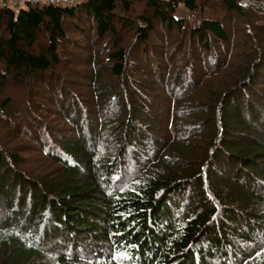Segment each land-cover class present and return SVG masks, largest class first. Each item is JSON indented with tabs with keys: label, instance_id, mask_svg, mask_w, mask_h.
<instances>
[{
	"label": "trees",
	"instance_id": "1",
	"mask_svg": "<svg viewBox=\"0 0 264 264\" xmlns=\"http://www.w3.org/2000/svg\"><path fill=\"white\" fill-rule=\"evenodd\" d=\"M195 2L84 0L67 6L0 8V65L4 66L3 73L0 71V90L8 88L10 76L20 81L24 78V82L34 76L37 85L28 90L31 100L46 108L56 106L53 93L58 87L65 91V84L73 83L72 94L80 84L73 81L75 73L89 76V70L78 69L83 67L79 66L78 58H85L84 54L70 50L89 46L96 36L100 40L113 33L116 22L127 29L122 42L131 45L129 49L122 47L111 53L110 58L116 61L112 73L127 76L133 85V89L123 88L125 79L119 85V94L103 93L99 108L91 110L102 120L99 126L94 125L95 117L90 122L89 138L92 146L98 145L96 150L84 145L83 135H79L83 143L76 144V137L70 138L71 131H66L69 127L61 129L50 122L39 127L32 123L39 134L28 127V138L33 134L31 142L36 149L47 147L43 150L45 155L63 164L57 175H27L19 169L21 157L9 154L4 144L0 146V199L6 204L4 212L0 207L3 214L2 217L0 214V264H264V250L257 246L259 240L264 242V91L253 88L256 85L264 88V47L257 64L255 61L246 64L243 76L236 78L237 84H220L215 100L207 99V94L191 97L194 88L186 89L191 99L205 103L204 112L198 110L186 93L173 94V86L180 84H165L163 94L171 97L175 107L178 104L176 115L188 109L177 120L176 127L170 128L178 131L175 129L185 126L184 122L189 124L201 115L205 119L197 124L198 132L207 127L216 137L212 153L206 152L202 163L197 158L195 165L181 156H173V149L185 148L192 141L181 142L179 138L183 137H178L169 142L157 136L163 134L153 127L161 120L155 107L157 97L152 100L141 91L144 88L153 94L162 90L163 81L172 74L163 71L156 77L132 59L142 54L144 61L157 27L161 33L160 27L169 33L177 29L184 39L180 37L181 44L173 48L181 49L188 43L190 56L183 64L189 75L197 76L194 54H205L216 47L215 55L208 57V66L218 67L227 58L224 48L231 45L232 37L243 33L244 28L238 25L235 32L225 27L224 20L231 11L245 18L248 29L254 28L256 35L264 34V12L253 5L243 7L239 0H223L226 11L219 19H202L196 26L186 25L175 16L178 6L184 4L196 11ZM143 6L146 9L141 12ZM246 9L257 13L255 21L248 20ZM82 19L90 20L95 29L90 26L87 32ZM128 30L135 35L132 37ZM37 43L44 50H36ZM64 43L73 49L65 50ZM60 48L67 53L63 54ZM171 50L170 58L174 55ZM164 52L161 45L157 53L167 62ZM93 64V55H89L86 65ZM127 67L133 69L131 74H125ZM90 78L92 85H99L98 73ZM62 90L59 95L64 97ZM72 98V102L68 99L55 110L62 109L66 115L72 112L75 124L86 107L81 103L78 106ZM126 98L131 103L125 104ZM10 104L11 99L7 98L3 107ZM107 106L111 110L103 118L100 110ZM128 114L141 121L140 126L153 140H158L151 149L149 143L140 140L143 130L133 122L126 123ZM122 126L126 135L118 134ZM109 138L112 147L104 153L99 144ZM183 139L186 141L188 137ZM156 157L157 163L152 164V158ZM119 177L123 178L118 183ZM208 194L212 199H208ZM18 224L30 225L31 230L24 234L13 229Z\"/></svg>",
	"mask_w": 264,
	"mask_h": 264
},
{
	"label": "rangeland",
	"instance_id": "2",
	"mask_svg": "<svg viewBox=\"0 0 264 264\" xmlns=\"http://www.w3.org/2000/svg\"><path fill=\"white\" fill-rule=\"evenodd\" d=\"M11 0H2L0 1V5L3 6L4 2L5 4L7 2H10ZM51 1V0H48ZM245 0H242L240 3L243 7V2ZM254 2V5L252 6L255 9H259L260 11L264 12V0H250ZM83 2V1H82ZM80 2V3H82ZM57 4V3H56ZM79 4V3H78ZM195 5L197 7L196 11H192L184 7V4H180L178 6L177 13L175 16H178L180 19H182L186 25L189 26H196L200 23L202 19H208V18H214L219 19L226 11V6L223 3V0H196ZM250 5H252L250 3ZM54 6H64V5H54ZM261 7V8H260ZM146 9V7H145ZM144 6L140 8V11L143 12ZM245 9V8H244ZM253 13H252V12ZM245 12L249 13L250 18L248 20H253L254 18H257V15L254 10L252 9H246ZM257 14V13H256ZM84 27L86 28V31L89 32L90 26H92L91 29H95V26H93L90 22V20H84ZM225 22V27L229 26L232 29V32H235L238 27L244 28L243 34L237 35L235 33V36L232 37V42L230 46H226L224 50L227 52V58L223 61L219 62L218 67H209L208 66V57L210 55H215V52L217 51L216 47H213V51H206V53L201 54H194V64L196 65V75H189L190 73L186 70L187 67L185 64H183L184 59L189 57L190 54L187 52L189 50L188 43L184 44L181 49H177V47L174 49L173 47L177 44H181L179 42V38L181 37L184 39V34L179 33L177 29L173 30V32H168L166 28L160 27L159 32L158 27L157 30L152 32V42L150 43V46L147 47L148 55H145L144 61H143V55L140 54L137 57H134L132 59H135L139 62V64L143 67H146L155 75L156 77H160L159 73L163 71H169L171 73V76H167V80L163 81L162 90H157L153 94H150V91L147 89L141 88V91L143 93H147L150 95V98L154 100V97H157L156 99V112L158 113L160 117V121H157V123L154 124V128L157 130H162L163 134H157V136H162L163 139L167 138L169 142L174 140H178V137H188V140H184L183 138H179L181 142H190V145H186L187 147L182 149H173V156H181L183 157L188 163L191 164H197V158H199V162L202 163L204 161L203 157L206 156V152L212 153V150H214L215 146L217 145L216 137L213 136L212 131L207 130V127L205 128V131L200 133L197 130V124L205 119V116L202 117L201 115H197L194 119L193 116L190 117L192 122H184L185 126H181L180 128H176L174 131L173 128H170L171 125H174L176 127L177 120L179 118H183L188 109L181 112L180 114L176 115V110L178 107V104L172 101L171 103V97L166 96L163 94V88H165V84L168 86L172 84H180V86H173L174 89V95L175 96H182L184 93H186L189 96V93L187 90L193 89V94L191 93L190 96L193 97L195 94H207V99L215 100L216 95H218L219 89L221 86L229 84V83H236V78L238 76H243L244 74V68L246 67L247 63H252L255 61L257 64L259 55L261 53L260 49L264 47V34L260 33L261 35H256L254 33V28L248 29L249 26H247V23H245V18L241 17L239 14L231 11L230 15H228ZM255 23V22H253ZM258 23V22H256ZM114 24V23H113ZM142 25H144L141 22ZM264 26V24H262ZM114 31L113 33L107 34L104 38L98 40V36L94 37V41L86 47H81L79 50H70L73 49V47L69 46L68 44L64 43L65 50L73 51L74 53H82L84 54L85 58L80 59L78 58V63L83 66V69L81 71H87L89 70V76H84L83 74H77L73 71V73L76 74L77 77L74 78L73 81H77L78 85L75 86L74 90L75 92L70 94V87L71 85H75L73 83H66L65 85L67 88H65V91L62 90V87H58L55 90L54 94V103L56 106L51 108H46L45 105L41 106V103L35 99L31 100V95L28 93L29 88L31 87L35 88L33 85H37V80L34 78V76H31V78H27L24 82V78H22V81L17 80L16 77H9L8 78V88L6 90H0V146L3 147V144L5 146L6 151L9 154H17L19 157H21L22 163L20 166V171H24L27 175L29 174H35V175H41V176H52L57 175L61 173L63 164L59 162H55L51 160L48 156L45 155L43 152L44 149H36V147L33 145L31 140L33 141V134L30 135L31 128L33 131H35V134L37 131L34 129L35 123L39 125V127H42L43 125H46L47 122H50L52 125H56L60 127L61 129L68 128L71 131V134L69 135L70 138L76 137L75 141L76 144H82L84 141V145H88L90 147V150H96L97 146H92L91 139L89 138L90 133V122L91 118L95 117L94 125L99 126L101 121L97 116L96 113H90L91 110H96L101 105V98L102 94H106L107 91L117 92L119 94L120 88L119 85L124 82L125 84L122 85L124 88L125 86H130L133 89V85L131 82V79H129L127 76L125 78V75L123 77H118L112 73V68L116 64L115 60H112L110 58L111 53L118 51L120 48H130L131 43L126 44L122 42V35L127 30L124 29L122 25H119L118 22L114 24ZM264 29V27H262ZM129 33H132V37L135 35L133 30H128ZM92 35L95 36L94 31H92ZM74 36V34H73ZM214 44H217L215 40H213ZM163 45V49L165 50V57L167 62L165 61L164 57H161L159 55V48ZM43 48V45L40 43H37L36 50H41ZM172 49V50H171ZM62 53L65 54L67 51H65L63 48H60ZM174 52V55L172 58H170L169 51ZM239 51V52H237ZM237 52V54H236ZM96 53H99L96 57L94 55ZM89 55H93L94 64L93 66H87L89 60ZM72 58V57H70ZM66 59V58H65ZM86 59V61H84ZM111 59V60H110ZM68 61H70L67 58ZM257 60V61H256ZM77 62V61H76ZM70 63V62H69ZM70 65V64H69ZM75 66L74 64H72ZM2 73L4 70V66L0 65ZM208 67V68H207ZM204 68V70L202 69ZM87 69V70H86ZM132 68L127 67V70L125 74H131ZM96 73H98V83L99 85H92L91 81L93 80V77ZM146 76H149L148 74L144 73ZM189 75V76H188ZM84 76V77H83ZM83 77V78H82ZM150 77V76H149ZM239 77V78H240ZM197 80L199 83L196 86ZM160 82V79H159ZM22 83V84H21ZM88 83V84H87ZM260 83V82H259ZM71 84V85H70ZM91 84V85H90ZM195 84V85H194ZM221 84V86H220ZM210 85L208 88V93H206V86ZM142 86V85H140ZM256 87L264 91L263 86L256 85L253 86L254 89ZM172 88V87H171ZM187 89V90H186ZM32 90V89H31ZM61 90L64 92L66 96L59 95V92ZM48 95H51V92H48L46 90ZM123 95V94H121ZM152 96V97H151ZM189 96V100L194 102L197 105L198 110H201L202 112L206 111L205 103L202 101L199 102L196 99H191ZM74 97L77 101V105L79 106L80 103L85 105L86 111L84 109L83 115L80 117L79 121H77L75 124H73L72 118H74V114L72 112H69L68 115L66 113L62 112V109L60 112H56V110H59V107L61 106L62 102L65 103L69 100V102H72ZM11 99V104L7 107H3V102L7 99ZM107 101V98L104 99V102ZM115 101H111L113 104ZM131 103L129 99H125L126 103ZM208 104L206 106L208 107ZM151 107H153L152 103H150ZM59 106V107H58ZM84 107V106H83ZM38 111H37V110ZM56 109V110H55ZM111 106H107L100 110L101 117H106V115L110 112ZM36 111V112H34ZM154 111V110H153ZM61 113V115L57 114ZM193 113V112H192ZM191 113V114H192ZM132 114L126 115V123L133 122L134 126H137L139 129L143 130V127L140 126L141 121L138 120L135 121ZM39 120L38 122L36 120ZM204 122V121H203ZM34 124V128L31 126V124ZM169 124L168 131L166 130L167 125ZM193 124V125H192ZM66 126V127H64ZM152 127V128H153ZM123 128V129H122ZM146 129H150L149 127H145ZM120 129V130H119ZM118 134L119 135H126L127 132L124 130V126L119 127ZM152 130V129H150ZM173 130V131H171ZM63 130H61L62 132ZM187 133H190L191 136L187 135ZM197 133V134H195ZM79 135H83V141ZM177 135V136H176ZM199 135V136H196ZM221 137V136H220ZM219 137V139H220ZM121 139V137L117 138V140ZM141 142H147L150 146H148V149L152 148V145L155 146L156 142L158 140H153L151 138V135L147 132L142 133V136L140 137ZM122 141V140H121ZM58 143V141H57ZM124 148L126 149V140H124ZM33 146V149L27 148L29 146ZM59 147L61 146L58 143ZM101 147L104 148V153L107 148L112 147V138H109L99 144ZM115 146L118 148L117 143ZM19 148V149H16ZM28 149V150H26ZM175 151V152H174ZM120 152V149H119ZM172 156V154H171ZM191 157L190 159H188ZM10 160V159H9ZM157 157L152 158V164L157 163ZM180 161V159H179ZM206 166H208V163L202 168V173L205 171ZM101 168V167H98ZM114 175L111 176V179H114ZM123 177H119L118 183L122 180ZM117 183V184H118ZM208 199H212L211 195L208 194ZM5 201H2L0 199V207L2 206V211L4 212V206ZM217 207V205L215 204ZM1 214V213H0ZM181 215V213H179ZM3 214H1V217ZM181 217L178 218L180 220ZM44 219L41 217V221ZM177 220V222H178ZM184 221V220H183ZM21 223V222H19ZM186 224V222L184 221ZM7 227V226H6ZM13 229H19L21 233H28L31 230L30 225L27 224H18V226H15ZM39 232V230H38ZM37 238H35L36 240ZM257 246L264 250V242L261 243L259 240L257 242Z\"/></svg>",
	"mask_w": 264,
	"mask_h": 264
},
{
	"label": "built area",
	"instance_id": "3",
	"mask_svg": "<svg viewBox=\"0 0 264 264\" xmlns=\"http://www.w3.org/2000/svg\"><path fill=\"white\" fill-rule=\"evenodd\" d=\"M0 1H2V0H0ZM54 5L67 6V5H71V2H70V0H51V1H48V0H29V3H28L29 7H32V6H54ZM243 5L246 6L245 3H243ZM2 7H9V8H13L15 10H18L21 8V2L17 1V0H11L10 2H7L6 4L4 2L3 6L0 5V8H2Z\"/></svg>",
	"mask_w": 264,
	"mask_h": 264
},
{
	"label": "crops",
	"instance_id": "4",
	"mask_svg": "<svg viewBox=\"0 0 264 264\" xmlns=\"http://www.w3.org/2000/svg\"><path fill=\"white\" fill-rule=\"evenodd\" d=\"M17 1L21 2V8H26V9L30 8L28 6L29 0H17ZM82 1H84V0H70L71 4H78Z\"/></svg>",
	"mask_w": 264,
	"mask_h": 264
},
{
	"label": "bare ground",
	"instance_id": "5",
	"mask_svg": "<svg viewBox=\"0 0 264 264\" xmlns=\"http://www.w3.org/2000/svg\"><path fill=\"white\" fill-rule=\"evenodd\" d=\"M243 3H245L246 6H252V5H254V2H253V1H250V0H245ZM250 3H251L252 5H250Z\"/></svg>",
	"mask_w": 264,
	"mask_h": 264
},
{
	"label": "water",
	"instance_id": "6",
	"mask_svg": "<svg viewBox=\"0 0 264 264\" xmlns=\"http://www.w3.org/2000/svg\"><path fill=\"white\" fill-rule=\"evenodd\" d=\"M239 1H242V0H239Z\"/></svg>",
	"mask_w": 264,
	"mask_h": 264
},
{
	"label": "clouds",
	"instance_id": "7",
	"mask_svg": "<svg viewBox=\"0 0 264 264\" xmlns=\"http://www.w3.org/2000/svg\"><path fill=\"white\" fill-rule=\"evenodd\" d=\"M245 6V5H244ZM246 7V6H245Z\"/></svg>",
	"mask_w": 264,
	"mask_h": 264
}]
</instances>
